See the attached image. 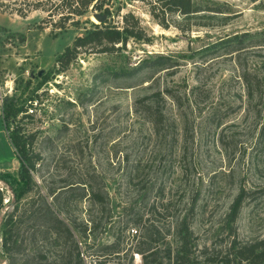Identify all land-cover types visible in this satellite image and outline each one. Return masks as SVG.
Returning <instances> with one entry per match:
<instances>
[{"label":"rangeland","instance_id":"rangeland-1","mask_svg":"<svg viewBox=\"0 0 264 264\" xmlns=\"http://www.w3.org/2000/svg\"><path fill=\"white\" fill-rule=\"evenodd\" d=\"M38 1L53 7L51 17L45 9L18 14ZM216 1L227 3L228 13L203 14L197 19L206 26L183 33L157 25L140 0H99L110 11L107 25L122 27V16L131 12L148 39L131 38L112 52L81 51L62 69L58 55L101 24L93 18L101 11L67 16L60 0H0V264H44L31 258L35 248L56 261V236H30L33 219L20 209L43 200L70 227L83 264H143L136 252L140 233L146 234L143 247L157 249L158 261L168 264L181 221L188 226L190 264H227L232 243L264 238V46L221 55L207 49L264 32V0ZM157 55L173 56L178 65L123 74ZM154 93L162 99L163 138L154 135L142 107ZM11 97L28 105L29 116L19 113L15 120L22 134L35 133L32 151L39 159L36 186L17 209V241L6 253L2 231L14 198L5 173L14 176L19 167L8 138L14 123L4 116V99ZM68 184L91 186L104 201L64 198L68 194L56 200ZM241 188L250 195L232 223L229 207Z\"/></svg>","mask_w":264,"mask_h":264},{"label":"trees","instance_id":"trees-1","mask_svg":"<svg viewBox=\"0 0 264 264\" xmlns=\"http://www.w3.org/2000/svg\"><path fill=\"white\" fill-rule=\"evenodd\" d=\"M147 7L148 12L154 22L163 29L175 28L180 32H190L194 27L206 26L202 20H199L201 15H218L228 13L230 6L225 2H218L216 0H140ZM43 2L38 1L34 4L27 5L28 8L24 11L17 10L18 14L21 16L26 15L27 12L33 9H45L48 11L49 17L53 14V7L45 8L42 6ZM61 6H64L69 13L67 16H82L89 9L99 10L107 18L110 14L109 9L102 8L103 4L99 0H60ZM105 18V20H106ZM199 18V19H197ZM129 19L133 23L129 22ZM105 20L101 24H92V27L85 29L83 33L76 36L70 46H67L62 53L56 58L57 62L61 65L62 69L65 68L72 59L76 57L78 53L83 52H112L119 49L120 45H125L129 39L135 40H146L148 39L147 34L139 24L137 18L131 12H128L122 16V21L124 25L122 27L107 25ZM78 21H76L77 23ZM241 36H234L228 39H221L216 42L215 45L207 47V49H213L217 51V55L223 53H231L237 51L244 47H255L264 46V32L250 34L246 33ZM247 45V46H245ZM215 46V47H214ZM204 52H208L204 50ZM215 54V55H216ZM216 55V56H217ZM181 58H186V55L179 56ZM178 65V60L170 55H157L154 58L147 57L140 60L135 66L128 69V71L123 72L124 75H133L143 69H151L152 71H161L163 69H169ZM248 72L244 74V79L247 83L251 84L253 78ZM168 91V90H166ZM169 93V92H167ZM154 99L150 100L152 102L143 103L145 117L152 124L154 135L160 138L166 137L168 134L164 130L166 129V123L164 122V114L161 108V98H159V93L153 94ZM33 98L29 97L30 104ZM144 99H140L142 103ZM27 106L24 104H18L13 97L4 99V116L5 120H12L14 126L10 129L8 138L14 148L16 158L19 162V167L16 175L12 176L9 173H5V176L9 177L10 188L13 192V202L12 209L6 213L4 218V227L2 231V248L4 252L10 253L17 241L16 231L18 229L17 222L20 218V214L17 213L19 205L22 200L35 188L36 184L32 175L33 170L37 164L39 156L33 154L32 145L34 142L35 133L25 135L21 133V127L15 120L19 113H22V117H28L29 114L26 113ZM168 130V124H167ZM262 135H264V125L261 130ZM81 190L79 193H75L74 190ZM61 192L56 194V200L59 195L68 194L64 198H69V196H77V198H90L93 202L101 203L104 201V197L99 191H94L90 186L87 190L81 184L73 186L68 184L60 190ZM250 192L245 188H241L233 201L230 204L228 212V221L235 223L241 208H243L245 201L247 200ZM3 202V190L0 188V208ZM20 209L25 210L29 213L30 217L33 219L32 229L28 232L30 236L36 237L38 234H45L47 237L51 238L52 235L56 236V261L53 258H49L41 249L34 250L33 256L38 260L41 259L44 264H83L80 257V252L78 246L73 240V235L70 227L66 222L58 215L55 211L48 205L44 200L41 205L37 207L30 205L28 209L25 206ZM134 225L140 224V219L132 217L130 219ZM179 222L175 226V230L178 232L179 245L175 250L168 248L167 257L168 264H190V251L188 242V226L186 223ZM152 226V225H151ZM147 233L149 229H145ZM136 236L138 230H132ZM235 235V230L233 231ZM54 236V237H55ZM140 237V241L136 242L138 245V252L142 259L143 264H161L159 259V254L157 249L153 247L144 248L143 244L146 238L145 233L137 234ZM149 237V235H148ZM69 241V242H68ZM67 242L69 244H67ZM113 245H106L105 248L112 247ZM153 249V250H152ZM43 253V254H42ZM229 254L232 255L231 259L225 260L227 264H264V238L250 244H239L232 243L229 248ZM211 259L214 255L208 256ZM228 258V256H225ZM75 261V263H72ZM214 262V260H211Z\"/></svg>","mask_w":264,"mask_h":264},{"label":"water","instance_id":"water-1","mask_svg":"<svg viewBox=\"0 0 264 264\" xmlns=\"http://www.w3.org/2000/svg\"><path fill=\"white\" fill-rule=\"evenodd\" d=\"M93 18H95L97 21H99L100 23L103 22L105 20V15L104 14H99V13H95L93 15ZM42 73V71L38 72V76H40Z\"/></svg>","mask_w":264,"mask_h":264},{"label":"built area","instance_id":"built-area-1","mask_svg":"<svg viewBox=\"0 0 264 264\" xmlns=\"http://www.w3.org/2000/svg\"><path fill=\"white\" fill-rule=\"evenodd\" d=\"M2 109V99L0 98V110ZM32 111V110H31Z\"/></svg>","mask_w":264,"mask_h":264},{"label":"bare ground","instance_id":"bare-ground-1","mask_svg":"<svg viewBox=\"0 0 264 264\" xmlns=\"http://www.w3.org/2000/svg\"><path fill=\"white\" fill-rule=\"evenodd\" d=\"M95 19V18H94Z\"/></svg>","mask_w":264,"mask_h":264}]
</instances>
